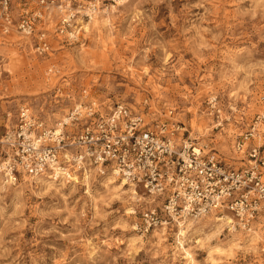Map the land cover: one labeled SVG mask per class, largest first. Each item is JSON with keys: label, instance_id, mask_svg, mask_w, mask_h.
I'll return each mask as SVG.
<instances>
[{"label": "rangeland", "instance_id": "1", "mask_svg": "<svg viewBox=\"0 0 264 264\" xmlns=\"http://www.w3.org/2000/svg\"><path fill=\"white\" fill-rule=\"evenodd\" d=\"M53 25L45 54L0 26V134L20 105L52 125L82 99L135 109L146 99L227 163L247 162L235 145L264 112V0H126L74 40ZM263 130L247 144L264 143ZM121 182L0 176V264H264V233L229 230V216L138 233L132 211L147 199Z\"/></svg>", "mask_w": 264, "mask_h": 264}, {"label": "built area", "instance_id": "2", "mask_svg": "<svg viewBox=\"0 0 264 264\" xmlns=\"http://www.w3.org/2000/svg\"><path fill=\"white\" fill-rule=\"evenodd\" d=\"M124 1L0 0V26L4 34L15 30L45 54L50 23L56 35L74 40L84 20ZM82 94L87 97L86 89ZM143 104L142 109L123 103L105 108L82 99L52 125L20 105L0 134V176L77 183L92 173L113 175L144 191L147 200L132 211L133 229L142 235L206 215L229 216V230H264V143L247 144L264 126V112L239 135L236 151L247 162L235 167L190 137L172 111L160 117L146 99Z\"/></svg>", "mask_w": 264, "mask_h": 264}, {"label": "bare ground", "instance_id": "3", "mask_svg": "<svg viewBox=\"0 0 264 264\" xmlns=\"http://www.w3.org/2000/svg\"><path fill=\"white\" fill-rule=\"evenodd\" d=\"M90 21V20H89ZM105 21H107V18L105 19ZM114 177V176H113ZM88 178V176H86L84 179H87ZM115 178V177H114ZM121 185H126V182H124L123 180H122V182H121ZM129 188H130V191H131V194H132V196L134 197V198H136L137 197V195H138V192H137V188H135L133 185H129ZM145 199H146V197H145ZM204 217H207V215L206 216H203V217H200L199 219H201V218H204ZM222 217H226V215H223ZM195 219H187V220H185V221H178L177 223H176V225L178 226V232H181V233H184L185 232V230H184V227H189V224H191L190 222H188V223H185L186 221H194ZM198 220V219H197ZM257 230H259V231H261V232H263L264 233V230H260V229H257ZM255 232V231H254ZM251 233V232H250ZM180 236V235H179ZM181 237V236H180ZM186 257L187 258H189V260L190 261H192V257H191V255H190V253H188V252H186Z\"/></svg>", "mask_w": 264, "mask_h": 264}]
</instances>
